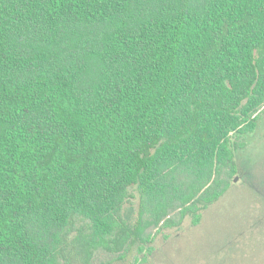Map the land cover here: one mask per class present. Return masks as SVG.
I'll list each match as a JSON object with an SVG mask.
<instances>
[{"label": "trees", "instance_id": "trees-1", "mask_svg": "<svg viewBox=\"0 0 264 264\" xmlns=\"http://www.w3.org/2000/svg\"><path fill=\"white\" fill-rule=\"evenodd\" d=\"M262 114L264 0H0V264L70 262L80 222L86 255L132 189L136 234L198 226Z\"/></svg>", "mask_w": 264, "mask_h": 264}, {"label": "rangeland", "instance_id": "rangeland-1", "mask_svg": "<svg viewBox=\"0 0 264 264\" xmlns=\"http://www.w3.org/2000/svg\"><path fill=\"white\" fill-rule=\"evenodd\" d=\"M232 137L238 175L227 192L202 212L198 226L193 227L188 217L178 228L136 234L140 200L132 189L122 209L126 232L95 244L83 256L82 245H77L78 251L73 246L90 230L86 222L78 223L80 231L66 239L62 253L70 262L64 264H264V114L254 133Z\"/></svg>", "mask_w": 264, "mask_h": 264}]
</instances>
